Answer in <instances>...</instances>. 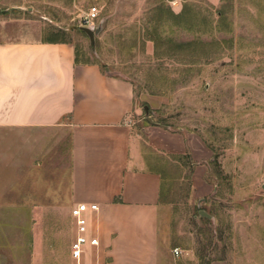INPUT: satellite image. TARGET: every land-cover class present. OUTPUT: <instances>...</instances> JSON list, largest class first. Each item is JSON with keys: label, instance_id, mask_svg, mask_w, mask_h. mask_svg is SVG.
Returning <instances> with one entry per match:
<instances>
[{"label": "rangeland", "instance_id": "rangeland-1", "mask_svg": "<svg viewBox=\"0 0 264 264\" xmlns=\"http://www.w3.org/2000/svg\"><path fill=\"white\" fill-rule=\"evenodd\" d=\"M91 7L102 26L94 50L80 30ZM38 11L79 61L133 86L130 125L145 141L144 106L190 138L194 156L148 151L172 212L170 264H264V0H39ZM4 227L12 240L0 264L68 263L63 239L48 257L51 242L34 241L33 225ZM41 231L47 238L48 224ZM85 252L82 264L94 262Z\"/></svg>", "mask_w": 264, "mask_h": 264}, {"label": "crops", "instance_id": "crops-1", "mask_svg": "<svg viewBox=\"0 0 264 264\" xmlns=\"http://www.w3.org/2000/svg\"><path fill=\"white\" fill-rule=\"evenodd\" d=\"M38 1L0 0V252L7 256L12 240L4 226L28 224L34 241L51 242L48 257L63 239L75 264L71 210L95 203L100 245L84 264H170L172 212L148 153L194 156L190 138L162 125L150 126L146 141L138 135L128 124L133 86L76 63L74 45L38 18Z\"/></svg>", "mask_w": 264, "mask_h": 264}, {"label": "built area", "instance_id": "built-area-1", "mask_svg": "<svg viewBox=\"0 0 264 264\" xmlns=\"http://www.w3.org/2000/svg\"><path fill=\"white\" fill-rule=\"evenodd\" d=\"M99 9L91 7L89 11L83 16L82 26L95 30L97 28V21L99 18ZM130 124V122H128ZM99 207L97 204L79 203L71 210V215L74 220V238L71 243V258L75 264H82L85 251L87 248L98 250L100 241L96 227L92 225L89 214L97 213ZM173 254L179 257L182 251L179 248L173 250Z\"/></svg>", "mask_w": 264, "mask_h": 264}, {"label": "water", "instance_id": "water-1", "mask_svg": "<svg viewBox=\"0 0 264 264\" xmlns=\"http://www.w3.org/2000/svg\"><path fill=\"white\" fill-rule=\"evenodd\" d=\"M102 29V26H98L95 30H91L90 28H87V27H80V30L83 31L89 38L90 40V45H91V48L94 50L95 48V39H96V36L99 34V32L101 31ZM106 74L112 76L108 69H106L105 71ZM144 111H145V115H146V120L151 124V125H156V126H161L160 124L156 123L153 121L152 117L149 115V109H148V106H144ZM199 215L203 218H207V219H210L211 216L205 212V211H200L199 212Z\"/></svg>", "mask_w": 264, "mask_h": 264}, {"label": "trees", "instance_id": "trees-1", "mask_svg": "<svg viewBox=\"0 0 264 264\" xmlns=\"http://www.w3.org/2000/svg\"><path fill=\"white\" fill-rule=\"evenodd\" d=\"M79 62V60L76 58V63H78Z\"/></svg>", "mask_w": 264, "mask_h": 264}]
</instances>
